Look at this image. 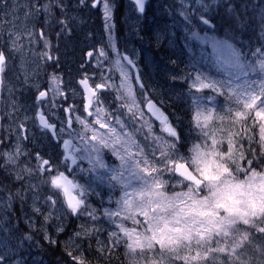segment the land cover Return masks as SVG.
I'll return each instance as SVG.
<instances>
[{
  "label": "snow or ice",
  "instance_id": "6c2138e0",
  "mask_svg": "<svg viewBox=\"0 0 264 264\" xmlns=\"http://www.w3.org/2000/svg\"><path fill=\"white\" fill-rule=\"evenodd\" d=\"M86 0H79L81 5ZM205 10L219 4L220 0H198ZM188 0H182V5H187ZM7 4V0H0V7ZM139 11L143 12L145 0H135ZM88 6L99 8L105 22V28L110 32L112 28L113 0H88ZM67 5L64 0H31V6L24 13L25 20L30 18L39 20L43 16L42 26L37 29L35 23L31 27L24 26V31L9 30L7 49L0 43V88L4 85L6 72L12 56L19 54L24 57L25 44L27 51L38 55L44 62H58V58L51 53L52 44L46 35V30L54 24L61 26V32L69 31L68 17L65 13ZM255 12L261 14V23L264 25V0L252 5ZM60 11V17L56 16V10ZM226 11L235 14L234 7L226 5ZM181 14L186 20L190 19L182 6ZM62 17V18H61ZM205 25H210L209 19L204 15L199 17ZM43 43L44 51L36 53L33 45ZM7 53L9 54H6ZM93 57V52H88ZM119 55V53H117ZM234 66L243 69L239 53L233 52ZM101 57L107 59V53L103 49L96 51L95 63L101 68V79L89 84L91 77L83 76L79 84L82 85L86 103L82 105V111L87 116L75 115L72 105L65 107L57 103V98L67 100L65 90L53 89L49 97L48 92L40 90L37 86L38 101H45L44 107L48 115H52L51 109L62 108L67 114L61 121L59 131L56 124L45 117V113H39L40 127L48 130L54 137H60V143L65 149H70L63 155L62 163L51 161L48 158L35 154V164L31 160L21 161V157L29 153L23 148V141L28 140L31 133L23 122L10 123L0 134V145H5L11 135H15V142L11 151L0 148V157L4 163L0 165L10 174L14 173V179L25 181L27 187L35 189L36 184L31 179L34 176L49 186L51 194L45 197L47 208L41 211L35 198L32 203V211L41 215L43 223L39 230H44L49 221H58L63 215L62 208L58 209L57 199L59 193L63 194L64 202L72 215L90 218L88 223L82 224L80 231L75 235L88 241V250L92 248V238L95 235V251L101 255H110L112 250L123 243L128 257V264H252L249 252H255L261 257L264 264V80L253 82L242 91L233 90L229 95L222 89L230 87L227 82L212 80L203 73L196 74L192 87L200 91L209 88L213 93H219L226 97V107L221 113H217V123L211 124L214 119L215 109L214 95L193 96L194 115L193 131L196 140L186 152L185 141L176 127L169 122L168 117L159 108L144 98L147 110L156 120L160 121L161 130L168 133L170 139L153 134L152 121L145 117L143 111H132L120 89L128 80V72L123 64L135 67L133 61L127 56H120L114 61L120 68L124 79L120 85L112 81L111 75L103 73L104 64ZM264 48L257 49L259 59L258 70L264 72ZM115 70V69H113ZM253 70H256L253 68ZM139 80V76H135ZM29 77L26 75L25 83ZM208 82L205 83L204 81ZM143 89L144 85L139 84ZM116 89V95L112 97L117 101H123L120 107L127 108L131 112L132 119L143 120L142 128L147 129L145 139L151 138L155 146L145 154L143 148H138V158L127 160V148L120 143V138L110 120L104 118L105 102L109 98L106 93ZM128 96L131 97V85H128ZM11 90L9 89V92ZM143 95V93H142ZM209 101L213 107L203 102ZM132 103L135 104L133 98ZM13 107H17L13 104ZM4 116L11 122L12 115L7 109ZM87 117H92L89 122ZM27 119V117H26ZM73 119L81 126L74 134L68 132L69 139L63 140L66 129L71 130ZM227 120V124L224 122ZM116 123L124 127V122L116 118ZM109 129L112 138L107 133H100L96 128ZM77 140L78 144L72 141ZM94 142V143H93ZM110 150L111 154L121 161L120 167L110 168L104 160V150ZM75 152L87 153L88 169H79L89 174L100 173L96 179L103 182L105 174L109 181H116L123 186L124 196L117 200L116 208H104L103 215L108 222L115 225L108 230L107 242L101 241L99 234L104 231L103 224L94 222L100 217L97 210L92 208L88 197L95 192L91 185H83L70 180L65 171L68 170V162L77 164ZM62 164L65 171H61ZM127 165V167H125ZM130 173L127 182L124 181L125 172ZM76 173H73L75 176ZM136 181L133 184L132 181ZM181 185V191L168 194V186ZM109 187L115 188L116 184L110 183ZM76 190L77 195L72 191ZM131 189V190H129ZM98 195V193H97ZM16 196L23 199L20 192ZM12 195L8 196V206H11ZM4 203L0 200V204ZM119 218V219H117ZM26 222L31 231H36L37 226L32 216L26 217ZM57 232L64 231L61 223L55 224ZM44 239L55 244V240L45 234ZM31 234H25L19 240L22 245L25 241L32 242ZM84 248H80L76 255L71 251L74 264H91L84 256ZM0 264H9L8 256L0 252ZM16 264H20L19 261Z\"/></svg>",
  "mask_w": 264,
  "mask_h": 264
},
{
  "label": "rangeland",
  "instance_id": "374dc122",
  "mask_svg": "<svg viewBox=\"0 0 264 264\" xmlns=\"http://www.w3.org/2000/svg\"><path fill=\"white\" fill-rule=\"evenodd\" d=\"M43 2L44 0H41V3ZM64 3L67 7L69 4L75 3L78 8L79 12L76 13L71 22L76 33L81 38L82 51V39L88 42L84 57L82 58L81 55L82 64L84 65L85 63V66L82 65L80 77L91 76L94 81H100L101 68L94 61L96 51L99 49H103L107 53V59L101 57L104 64L103 73L105 76L111 75L112 81L116 85H120L124 79L120 68L114 64V61L120 59L121 55H130L132 60L139 66V69L145 70L138 49V45L142 39L144 17L138 14L130 1L126 3L125 0H113L112 28L110 32L105 28L101 10L99 8L93 10V8L89 7L88 0L83 5L79 3V0H64ZM197 5L200 7L198 12H196ZM30 6L31 0H7V4L0 7V43H3L5 49H7L9 41L8 32L10 29L23 32L25 25L31 27L35 23L37 29L42 26L43 16L39 20H35L34 18L25 20L24 13ZM156 6H159V4H156ZM182 6L190 13L189 20H186L184 15L181 14ZM67 7L65 8V13ZM56 14L60 17L58 9L56 10ZM201 15H204L210 21V16L206 10L202 9L198 0H188L187 5H182V0H165V19L163 24L165 29L169 31L171 46L176 50V53H182V58H185L183 61L187 65V69L183 73L171 72L168 68H153L156 70L155 74H152L154 76L153 84L149 88L144 87L140 89L139 81L135 79L136 75L123 62L125 70L128 72V80L125 82V86L120 89V92L123 93V100H126L132 111H143L145 113V117L152 121L154 135L170 139L168 133L161 130L160 121L156 120L152 116V113L147 110L144 98L147 97L148 100H151L156 108H159L168 117L169 122L176 127V130L181 135L186 134V139L184 140L186 141L185 148L181 149L182 152H186L191 147V143L196 140L193 124L191 123L192 126L189 131H181L179 129V119L175 116V111L173 113L169 111L165 101H154L153 95L162 94L167 91L170 92L173 99L178 98V96L186 98L187 101H183V103L191 114V121H193L194 115L192 97L194 95L205 97L214 95L216 97V111L213 113L214 119L211 124H215L217 123L215 116L217 113L222 114V110L230 101H226L224 95L213 93L209 88H204L200 91L193 88L192 84L196 74L203 73L212 80L227 82L230 87H225L222 91L229 95L232 94L233 90L239 92L247 88L250 83L264 80V72L258 70L259 59L257 58V54L247 56L231 39L217 36L211 22L210 25H205L200 21L199 17ZM52 27L55 36L62 34L61 31H58L61 28L60 25L54 24ZM52 27L46 30V35L49 34ZM56 29L57 31H55ZM121 32L122 36L119 35ZM70 45L71 43H68V47ZM41 46H43L42 42L33 45V51L36 53L42 52ZM50 51H52V48ZM90 51H94V56L91 62L88 63L86 55ZM233 52L239 53L241 63L244 64L243 69L234 66ZM6 54L9 53L6 51ZM56 54L60 55V51H57ZM49 62L53 63L52 61ZM253 68L256 70H253ZM153 69L152 73H154ZM26 75L29 77L28 83H25ZM50 75L51 73L43 67L40 57L27 51V45L25 44L23 59H21L18 53L12 56L9 62V69L6 72L4 85L0 88V101H3L0 113V125L8 127L12 122H23L25 127L30 129L31 135L27 141H23L22 145L29 155L21 157V161L31 160L32 164H35L34 157L36 153L51 161L62 163V154H67L70 151V149H65L62 143L55 142L49 133L42 131L38 124L37 116L40 111H44L42 108L44 105L37 100V86L40 90H43L48 84L47 80ZM140 76L141 78L144 77L143 72ZM204 82L207 83L208 81L205 80ZM128 85H131V97L128 96ZM9 89L11 90L10 92ZM53 89L59 88L49 85L51 92L49 97L53 94ZM75 90L76 88L66 89L67 92L71 93V98L79 99L82 90L79 94ZM116 94V89L105 94L109 98L104 105V118L110 120L111 125L115 127L116 133L120 138V143L117 146L120 147L122 144L127 148L128 155L126 159L135 160L139 156L138 148H143L145 154H147L150 148L155 146V141L151 138L145 139L147 129L141 127L143 120L132 119L131 112H128L127 108L120 107L123 101H117L112 98ZM133 98L135 104L132 103ZM203 103L208 104L209 107H213L207 100ZM13 104L17 107H13ZM6 109L12 115L11 122L4 116ZM117 116L124 122L123 128L116 123ZM88 120L91 122L92 118H88ZM224 123L227 124V120ZM80 128V125H78V128L74 126V128H71V131L74 134ZM96 128L100 133H107L112 138L109 129H99V125H96ZM68 132L66 129L62 137L63 140L70 138ZM0 134H3L2 128H0ZM14 142L15 135H11L6 144L0 145V148L11 151ZM72 143L78 144V141L73 140ZM75 155L77 157V164L72 165L69 161L67 171H65V167L62 164L61 171H65V175L70 180L74 179L85 186L90 184L95 189V192L88 197V202L92 208L97 210V215L100 219L94 223L97 225L103 224L105 230L99 234V238L106 243L108 230L113 229L115 225L108 222L107 217L103 215V209H114L117 207L115 202L124 196L123 186L116 181H109L108 174H105V179L101 182L96 179V176L100 173L89 174L86 171L80 172L79 169L86 170L92 165L89 163L87 153L75 152ZM104 160L110 168L120 167V159L112 155L108 149L104 150ZM3 163L4 158L0 157V165ZM73 173H76V175L73 176ZM129 176L130 173L126 171L125 182H127ZM30 179L32 183L37 185L35 189L27 187V179L25 181H17L14 179V173L10 174L3 167H0V200L4 202L0 204V252H4L8 256L9 264H16L17 261L20 264H74L71 257L68 256V252L71 251L73 255H76L81 247L85 249L84 256L95 264H119L114 257L118 251L122 252L123 264H128V257L123 243H121L120 247L113 249L110 255H101L95 251L96 238L94 235L91 241L92 248L88 250V241L83 240L75 234L80 231L82 224L90 221V218L87 216L81 217L78 214L72 215L67 208L66 202L61 205V201L65 199L62 193H59L58 197L54 196L53 198L57 199L56 207L58 209L62 208L63 215H61L58 221L54 216L53 220L47 223L44 230H39L43 219L41 215L33 213V199L35 198L37 205L41 206V211L44 212L47 208L44 200L47 195L51 194V191L49 186L43 184L39 177L34 176ZM110 183L116 184V187H109ZM132 183L136 184V181L133 180ZM181 188V185H176L174 188L172 185H169L168 194L172 195L173 192H179ZM74 191L77 192L76 190ZM17 192L22 194L23 199L16 196ZM10 194L13 198L9 207L8 196ZM29 216L35 219L36 231H31L28 227L26 217ZM57 223L63 225L64 231L57 232L55 227ZM25 234L32 235V242L25 241L22 245H19V240ZM45 234L55 240V244L44 239ZM249 256L252 257V264H261L259 254L250 251Z\"/></svg>",
  "mask_w": 264,
  "mask_h": 264
},
{
  "label": "trees",
  "instance_id": "16d2710c",
  "mask_svg": "<svg viewBox=\"0 0 264 264\" xmlns=\"http://www.w3.org/2000/svg\"><path fill=\"white\" fill-rule=\"evenodd\" d=\"M129 1L131 2V0H125L126 3H129ZM205 2L210 3V0H205ZM259 2L261 0H220L219 4L206 10L216 35L221 38L231 39L247 56L257 54V49L264 48V25L261 23V14L259 12L254 13L252 7L253 4ZM156 4H159V6H156ZM229 4L234 7L235 14L226 11V5ZM133 8L135 9L134 6ZM202 9L204 8L202 7ZM199 10L200 7L197 5L196 12ZM164 12L165 0H152L148 4L144 15L138 13L141 17H144L142 39L138 49L145 67L143 71L144 77L141 78L140 76L138 83L143 84L146 88L153 84L154 76L152 74L156 72L153 68H168L171 72L179 74L187 69L182 53H176V50L170 44L169 31L165 29L163 24L165 19ZM49 34L52 35L53 31L50 30ZM119 35L122 36V32ZM87 44L88 42L82 39V58L84 57ZM83 66H85V63ZM152 69L154 73H152ZM163 73L165 72L163 71ZM153 100L165 101L169 111L172 113L175 111L181 131H189L191 129V114L183 103V101H187L186 98L178 96V98L173 99L170 92L166 91L162 94L153 95ZM181 136L184 140L186 139V134ZM114 257L119 264L124 263L122 252L118 251ZM91 264L95 263L91 262Z\"/></svg>",
  "mask_w": 264,
  "mask_h": 264
},
{
  "label": "flooded vegetation",
  "instance_id": "af4514ba",
  "mask_svg": "<svg viewBox=\"0 0 264 264\" xmlns=\"http://www.w3.org/2000/svg\"><path fill=\"white\" fill-rule=\"evenodd\" d=\"M73 5V7H72ZM135 7V5H134ZM136 8V7H135ZM137 10V8H136ZM78 8L76 7L75 3L69 4L67 7L66 15L68 17V27L69 31L67 32H62L60 36H55L54 34L50 35L48 34V39L51 41L52 44V51L51 53L54 54L58 58L57 63H50L49 61L44 62L42 61V65L45 68L46 71L50 72L51 75L49 76L48 84L46 87L43 88V91L48 92L50 95L51 92L49 90V85H52L53 87H58L59 89H63L66 92V95L68 97L67 100H64L62 97L57 99L58 104H63L65 107L68 105H72L75 108V115H82V116H87L86 112L82 111V105L86 103L84 99V95L80 94V98H71L70 97V92H67L66 89H71V88H76V93L79 94L81 89V86L79 84V81L82 77L81 71H82V50H81V38L80 36L76 33V30L71 22V20L76 16V13H78ZM58 15V14H56ZM53 31V27L51 28ZM61 31V28L58 30ZM40 43V42H39ZM68 43H71L70 47H68ZM43 51L44 48L43 46L40 47ZM57 51H60V55L56 54ZM87 61H88V55H87ZM139 68V66H138ZM133 73L135 75H140L142 74L143 70L138 69V72H135L132 69ZM140 71H142L140 73ZM91 77V76H89ZM42 79V78H41ZM58 80V82H57ZM93 79L89 80L90 84L93 83ZM141 82V81H140ZM42 86V84H41ZM83 92V91H82ZM42 105L45 104V101H39ZM3 107V101H0V113ZM44 111H40V113H45V117L50 121L56 124V130L59 131V128L61 126V121L65 119L66 113L63 111L62 108H53L51 110L52 116L48 115V110L42 106ZM41 108V109H42ZM39 115L37 116L38 119ZM87 118H92V117H87ZM78 125L76 121L73 119L72 122V127L71 128H78ZM40 127V125H39ZM27 128V127H26ZM41 128V127H40ZM42 129V128H41ZM42 131L47 132L50 134L52 139L59 143L60 137H54L50 131L42 129ZM71 131V130H68ZM27 141V140H25ZM94 143V142H93ZM74 194L77 195V192L73 190Z\"/></svg>",
  "mask_w": 264,
  "mask_h": 264
},
{
  "label": "water",
  "instance_id": "95a60500",
  "mask_svg": "<svg viewBox=\"0 0 264 264\" xmlns=\"http://www.w3.org/2000/svg\"><path fill=\"white\" fill-rule=\"evenodd\" d=\"M151 1H152V0H145V5H144V10H143V12H141V11L138 10V8H137L136 5H135V0H131V3L135 5V7L137 8V11H138L139 14L144 15V14L146 13L147 5H148ZM93 9H94V10H97L98 7H97V8H93ZM93 55H94V52H93ZM124 56H127L129 59L132 60V58H131L130 55L125 54ZM91 58H92V57H89V56H88V61H89V62L91 61ZM132 61H133V60H132ZM125 63H126V61H125ZM133 63H134V62H133ZM126 65H127V63H126ZM134 65H135V67H132L131 65H127V66L130 67L131 69H133L135 72H138V66H137V64L134 63ZM89 84H90V82H89ZM80 86H81V89H82V91H83L82 85H80ZM84 99H85V97H84ZM85 101H86V100H85ZM46 119H47V118H46ZM38 123H39V125H40L39 117H38ZM70 190L72 191V194L75 195V194L73 193V190H72V189H70Z\"/></svg>",
  "mask_w": 264,
  "mask_h": 264
},
{
  "label": "bare ground",
  "instance_id": "6f19581e",
  "mask_svg": "<svg viewBox=\"0 0 264 264\" xmlns=\"http://www.w3.org/2000/svg\"><path fill=\"white\" fill-rule=\"evenodd\" d=\"M129 14V13H128ZM136 32V31H135ZM129 37V36H128ZM71 261V260H70Z\"/></svg>",
  "mask_w": 264,
  "mask_h": 264
}]
</instances>
